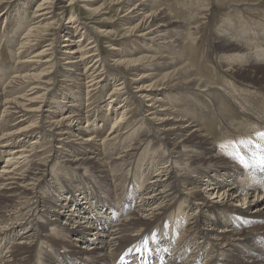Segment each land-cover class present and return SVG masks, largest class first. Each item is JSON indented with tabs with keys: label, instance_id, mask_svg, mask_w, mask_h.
Masks as SVG:
<instances>
[{
	"label": "bare ground",
	"instance_id": "bare-ground-1",
	"mask_svg": "<svg viewBox=\"0 0 264 264\" xmlns=\"http://www.w3.org/2000/svg\"><path fill=\"white\" fill-rule=\"evenodd\" d=\"M36 1L0 51V264H137L134 243L146 264H264V38L242 31L264 0H110L111 54L73 1ZM64 14L66 44L27 57Z\"/></svg>",
	"mask_w": 264,
	"mask_h": 264
},
{
	"label": "rangeland",
	"instance_id": "rangeland-1",
	"mask_svg": "<svg viewBox=\"0 0 264 264\" xmlns=\"http://www.w3.org/2000/svg\"><path fill=\"white\" fill-rule=\"evenodd\" d=\"M62 1H63L64 5H68L71 3V1H73V4H72L73 6H70V7H73V9H70V10H73L76 17H79L77 19L79 20V22L82 24V26L84 28V29H82L83 32L84 31L87 32V34H89L90 37H92L94 35L96 36L95 32L97 30L100 31L99 37H101L100 38L101 48H102V50L106 51V54H111L112 53L111 49L120 48L123 45V43H124L123 37H125L123 30L126 28V22L124 21L123 17L125 16L126 12H125V10H123V11L119 10L120 5H114L112 3H109L110 0H97V1L92 3L93 6L91 9H89V8H84V7L82 8L81 7L82 6L81 5L82 0H62ZM26 6H28V7H26ZM37 7L38 6H37L36 0H1V2H0V14H2L4 16H0V51L2 49H3L2 51H4V56H3L4 60L11 57V54L9 52V49L7 48V43L5 42V40L11 36H14L16 33L21 34V33L25 32V34H26V32H27V28H28L27 26H24L22 29H20V26L18 25L19 17L21 15L23 17L25 15H27V16H29L28 19H32L30 24H33L34 17L31 14V12ZM223 8H225V7H223ZM26 9L28 10V12L26 11ZM209 10H211V9H209ZM209 10L208 9L205 10V14H207V15L204 17V20H203L204 27L206 30L208 29V25H210L209 23L212 22L211 19L213 20V18H214V15L212 13H209ZM220 10H221L220 7L218 10H216L217 17L225 11L224 10L221 12ZM259 12H261V13H259ZM259 12L257 14L259 16H261V17H259L260 20L252 19L249 17L250 19H252V20H250L252 22L249 21V23L253 24V25H250L248 23L246 26H243V29L240 26V29H242V31L245 32V31H247L246 29L248 28V31L250 33H253L255 36H256V34H258L257 35L258 38H264V31H262L263 35H261L260 34L261 31L257 28L258 25L264 24V14L262 13V11H259ZM8 14H11V16H10V22L11 23L8 22V19H6L9 16ZM68 16H69L68 14H66V15L64 14L65 19H63V21H61V22L59 21V23H58V21L54 22V21L50 20L48 22V25H49L48 31L41 32V34L39 33L37 35H36V33H34L33 34L34 37L31 38V40L33 42L31 44L32 45L31 47H34V48L31 49V51H29L27 53V57L28 56L33 57L34 53H38V52L42 51L43 47L47 44H50L52 41H55V44H54L55 46L66 44V42H64V38H65L64 36H66L68 34V31L63 33L62 31L59 30L58 25L60 23L61 24L67 23L66 19L68 18ZM5 20H6V22L4 24ZM257 22H259V23L257 24ZM36 26H38V25H36ZM36 26H34V28ZM254 29H255V32L256 31H258V32L255 33ZM11 31L14 33H12ZM82 31L79 32L78 34H76L74 37L80 38ZM7 32L10 36L8 34L6 35ZM1 35H3V36H1ZM71 36H73V35H71ZM84 38L85 37H83V39ZM108 42H109V44H112L113 46H109ZM259 42L264 43V41H262V40H260ZM4 43H6V44H4ZM18 47L19 46H16V49ZM130 49H134V47L131 46ZM8 55H10V56L8 57ZM5 56H6V58H5ZM35 59L36 58H30L29 60L34 61ZM124 71L125 70H122V73ZM126 72L127 71H125V73ZM114 73L119 74V71H114ZM109 93L110 92L108 91L105 95V99L107 98V100L109 99V96H108ZM109 101H111V100H109ZM137 101L138 100L135 99L132 102L133 104L131 105L132 106L131 109L133 111L132 116L134 115V118L135 119L137 118L139 120L140 113L136 109V107L138 105ZM117 103H118V101L113 103L112 105H116ZM102 105H105V104H102ZM137 119L135 120V121H137L136 124H134V125H136V127H138L139 124H141V122L139 123V121ZM111 123L112 122H110V124H109V128H110ZM116 149H117V151L121 152L124 149V146L121 144H117ZM0 167H2V162H1ZM141 185H143L144 186L143 188L145 189L144 182ZM141 185H140V189H139V191L141 190L140 192H142L144 190V189H141ZM124 187H125V185L122 186V189ZM128 188L130 189L129 185H128ZM86 192L88 193L90 191L87 189ZM117 192L120 193V192H122V190L117 191ZM88 195L91 197L95 196L92 194H88ZM101 199L103 200V198H101ZM86 201H84V202H86ZM87 202H90V200ZM135 202H136V200H135ZM245 208L246 207H244V209ZM131 234L136 235V233H131ZM14 240H16L17 242L19 241L18 239H14ZM82 243H84V242H82ZM82 243H79L78 246H83V245H81ZM13 245H15V244H13ZM3 254L6 255V257H8L6 254V250L3 252ZM122 254L126 255V256L136 255V258H143L144 259L143 261H141V263L139 262L137 264H146V259L149 256V251L145 247H143L141 244L134 243V244H132V247L129 249L128 252L125 251ZM111 255H112V257L114 256L113 254H111ZM119 258H120V256H119ZM119 258L114 262V264L128 263L130 261V260H127L126 258H124L123 260L120 261Z\"/></svg>",
	"mask_w": 264,
	"mask_h": 264
}]
</instances>
